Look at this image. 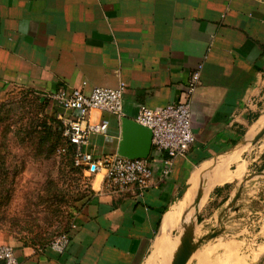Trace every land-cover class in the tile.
<instances>
[{"label":"crops","instance_id":"1","mask_svg":"<svg viewBox=\"0 0 264 264\" xmlns=\"http://www.w3.org/2000/svg\"><path fill=\"white\" fill-rule=\"evenodd\" d=\"M121 81L123 112L90 111L91 120L109 125L90 134L87 149L117 152L124 116L181 99L191 104L194 142L167 173L166 153L152 144L146 188L121 189L103 172L93 174L95 191L78 202L61 253L0 229V243L14 245L20 264H170L180 225L197 210L201 220L218 210L250 169V178H264V141L244 144L264 124V0H0V99L12 89L44 99L60 87ZM48 101V113L63 124L71 110ZM249 199L264 219V179L253 183Z\"/></svg>","mask_w":264,"mask_h":264},{"label":"rangeland","instance_id":"2","mask_svg":"<svg viewBox=\"0 0 264 264\" xmlns=\"http://www.w3.org/2000/svg\"><path fill=\"white\" fill-rule=\"evenodd\" d=\"M40 96L44 97L27 89H12L0 101L15 98L25 105L27 116L18 123L20 127L22 123H27L30 116L41 119L51 116L48 113V98L41 106ZM11 147L17 152L26 149L15 133L11 134ZM66 161L67 158L59 153L53 157H23L12 194L8 201L0 204V229L25 241H31L36 232H52L54 234L51 237L54 238L67 229L70 220H73L71 217L75 213V206L80 202L75 199V193L78 190L89 193L93 175L71 168ZM252 170L247 171L248 174L236 183L233 196L240 189L242 193L233 206L228 207L232 196L218 210H213L212 214L198 221L196 240L214 229L224 227V230L212 238L202 240L187 264H264V219H261L259 212L249 208L250 188L253 183L257 184L264 178L255 175L250 178ZM246 177L249 178L244 181ZM52 182L62 187L65 194L58 193L60 190L52 187ZM183 231L184 227L180 225L174 234L180 236Z\"/></svg>","mask_w":264,"mask_h":264},{"label":"built area","instance_id":"3","mask_svg":"<svg viewBox=\"0 0 264 264\" xmlns=\"http://www.w3.org/2000/svg\"><path fill=\"white\" fill-rule=\"evenodd\" d=\"M201 67L194 69L188 79L186 94L190 96L198 86ZM126 83L117 86L95 85L89 90L81 87H60L47 92L45 97L71 110V115L63 119V133L74 147V162L83 167L87 175L103 172L110 184L124 189L130 186L146 188L153 177L154 168L148 157H129L117 152L95 155L86 148L92 133L106 132L109 120H91L92 109L121 114L124 108L123 93ZM135 119L151 128L152 144L166 154L162 157V171L167 173L172 158L187 152L195 140L192 121V108L189 99L171 101L161 107L142 104ZM66 146L58 149L65 151ZM71 242L70 231H62L50 242L49 246L63 252ZM0 260L5 264H20L13 244L0 243Z\"/></svg>","mask_w":264,"mask_h":264},{"label":"trees","instance_id":"4","mask_svg":"<svg viewBox=\"0 0 264 264\" xmlns=\"http://www.w3.org/2000/svg\"><path fill=\"white\" fill-rule=\"evenodd\" d=\"M46 98L39 97V105L43 106ZM24 106L19 99L9 98L0 101V204L5 203L10 198L14 189L15 179L19 170L20 162L26 155H32L37 158L53 157L59 153L64 158H67L66 164L71 168L84 172L83 167L76 165L74 162V147L63 133V124L54 116H48L43 119L38 116H30L27 123L19 126L25 116ZM17 134L22 146L25 145V150L20 152L14 151L11 147V134ZM66 146L65 151L59 152L58 149ZM52 187L59 189L58 193L65 194L62 187H59L55 182H52ZM51 189V187H50ZM53 189V188H52ZM94 189L90 186L89 193L78 190L75 193L76 200H82L94 193ZM76 209L78 205L75 206ZM72 215V219H73ZM202 217L199 216V220ZM72 220L65 231H70ZM54 233L36 232L32 235L31 241L27 243L35 245H48L53 239L51 236ZM52 238V239H51Z\"/></svg>","mask_w":264,"mask_h":264},{"label":"water","instance_id":"5","mask_svg":"<svg viewBox=\"0 0 264 264\" xmlns=\"http://www.w3.org/2000/svg\"><path fill=\"white\" fill-rule=\"evenodd\" d=\"M264 135V125L253 135L251 139H247L244 144L255 143ZM152 149V130L150 127L141 124L136 119L124 116L122 119V138L119 143V149L117 153L129 157H148ZM262 172V171H260ZM247 178H244V181ZM182 189L179 196L183 193ZM241 194V189L237 191L231 200L228 207L235 204ZM202 197V190L199 189L196 197L194 198L193 204L200 202ZM196 220L199 219V210L196 211ZM197 222L188 221L184 224V231L180 237V243L178 244L173 258L170 264H187L190 260L194 250L198 244L208 238H212L220 234L224 227L214 229L210 233H206L199 239H195V227Z\"/></svg>","mask_w":264,"mask_h":264},{"label":"bare ground","instance_id":"6","mask_svg":"<svg viewBox=\"0 0 264 264\" xmlns=\"http://www.w3.org/2000/svg\"><path fill=\"white\" fill-rule=\"evenodd\" d=\"M257 131H258V130H257ZM257 131H256V132H257ZM256 132H255V133H256ZM255 133H254V134H255ZM254 134H253V135H254ZM253 135H252L250 138H248V139H251V138L253 137ZM249 144H250V143H247V144H245V145L248 146ZM245 145H243V146H245ZM196 219H197V218H196V214H195V217L192 219V221L197 222ZM195 228H196V227H195ZM195 230H196V229H195Z\"/></svg>","mask_w":264,"mask_h":264}]
</instances>
